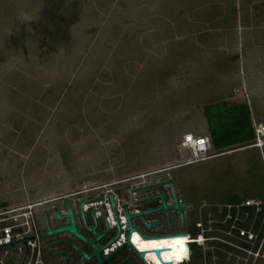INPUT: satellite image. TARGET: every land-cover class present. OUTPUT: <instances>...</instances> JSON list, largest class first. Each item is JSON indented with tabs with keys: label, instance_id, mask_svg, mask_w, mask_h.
Returning a JSON list of instances; mask_svg holds the SVG:
<instances>
[{
	"label": "rangeland",
	"instance_id": "1",
	"mask_svg": "<svg viewBox=\"0 0 264 264\" xmlns=\"http://www.w3.org/2000/svg\"><path fill=\"white\" fill-rule=\"evenodd\" d=\"M217 104L235 132L249 110L255 138L217 148ZM259 124L264 0H0V212L40 204V226L47 210L56 228L59 197L162 181L189 208L184 226L162 213L155 234L189 233L211 206L264 201ZM188 134L210 140L209 159L192 163ZM194 248L185 264H264V247L248 263Z\"/></svg>",
	"mask_w": 264,
	"mask_h": 264
},
{
	"label": "flooded vegetation",
	"instance_id": "2",
	"mask_svg": "<svg viewBox=\"0 0 264 264\" xmlns=\"http://www.w3.org/2000/svg\"><path fill=\"white\" fill-rule=\"evenodd\" d=\"M163 183L162 181H157L151 184L137 186L132 189L131 196L128 195L124 199L119 198L112 192H107L106 195L84 196L81 195L82 193H79L73 196L57 198L56 201H60V206L53 205L51 208L52 218L57 222L64 221V223L61 226L53 228L47 210H45L42 216L43 222H45L44 229L47 230L49 226L50 229L54 230L71 224V219L67 217L69 213L67 202H69L73 211L75 226L80 236L72 232L64 231L45 237V240L46 238L54 237L55 240L47 246L49 248L55 246L58 249L57 252L48 255L52 263L143 264V257L138 254L135 244L141 250L153 253L152 258L155 264H162L154 252L156 249L163 250L162 256L166 262L170 261L172 264L180 263L187 252V242L183 243L181 253L176 257L172 245L165 244L168 238H165L164 241L155 239L146 240L142 238L146 235L155 234L156 230L161 228L162 224L160 219L162 213L168 215L170 226L172 224V213L175 211L179 212L174 208L176 200L179 202L175 193H172L168 197L159 191ZM146 190H154V192L147 194ZM74 196L75 198H73ZM170 197L172 201H170ZM52 202H55V199L47 201L45 204ZM164 202L172 207L170 213L162 209ZM112 203L115 204V207H113ZM61 206L64 209H59ZM55 211H58L61 216L60 220L56 218ZM127 215L131 216L130 224ZM153 222H158L160 227L149 228L147 226L148 223ZM130 226L136 229L132 234H130ZM65 234L68 237L70 236L72 240H70L71 238L66 239ZM127 240H130L132 246L126 245Z\"/></svg>",
	"mask_w": 264,
	"mask_h": 264
},
{
	"label": "built area",
	"instance_id": "3",
	"mask_svg": "<svg viewBox=\"0 0 264 264\" xmlns=\"http://www.w3.org/2000/svg\"><path fill=\"white\" fill-rule=\"evenodd\" d=\"M183 144L188 147L193 156L192 163L202 162L210 158L208 150L211 144L208 138L188 134L184 137ZM254 146L259 149L264 148V124L256 126ZM39 205L30 204L21 208L8 207L0 212V245L25 239L24 236L26 238L35 237L27 242V254L26 244L23 241L17 242L15 249L11 244L3 246L0 250V264H53L50 256L45 252L46 240L42 233L46 230L40 226L42 222L39 221L38 215L34 211ZM180 205H182L181 202ZM188 211L191 210L188 209ZM204 213L203 216L200 214V219L193 222L196 234L189 233L186 235L189 240L187 242L188 257L182 264L191 261L194 246H199L205 252L212 251V254L220 250L224 256L222 258L224 261L229 258L226 254L234 255L235 258L245 260L246 263L250 260L256 262L261 257L264 247V201L248 198L241 202L211 206V209H205ZM260 218V224L257 225ZM179 219L184 226L185 219L184 224L181 217ZM172 225L173 223L170 227ZM164 236L166 238L167 235L152 234L142 238L146 240L153 238L161 241ZM135 247L138 254L145 253L142 263L151 264L147 258V252L140 250L136 244ZM159 251L161 252V250ZM162 254L163 252L159 257L156 253L161 263L165 264L166 260ZM210 254L207 258L211 256Z\"/></svg>",
	"mask_w": 264,
	"mask_h": 264
},
{
	"label": "trees",
	"instance_id": "4",
	"mask_svg": "<svg viewBox=\"0 0 264 264\" xmlns=\"http://www.w3.org/2000/svg\"><path fill=\"white\" fill-rule=\"evenodd\" d=\"M224 104V103H223ZM223 104H217L214 106H211L207 108L206 114L211 124V131L213 135V141L217 148H224L228 146L231 143H241L247 140H252L255 138L254 130L252 128V122L249 110L246 112V119L240 122L239 130L236 132L234 129L229 127V125H226V122L224 121L223 114L221 112L222 105ZM246 107V106H245ZM247 108V107H246ZM248 109V108H247ZM216 115V116H215ZM222 115V117H221ZM215 116V118H213ZM216 125H215V121ZM218 122V123H217ZM236 133V134H235ZM238 133H240V136H238ZM242 200L233 201L231 203L241 202ZM261 218L258 221V224H260ZM192 234H196V230L194 229V223L190 226V232ZM188 233V234H189ZM198 254H200L199 250L197 248H193V257L192 258H198ZM201 258V254L200 257ZM198 258V260H199ZM192 262V261H191Z\"/></svg>",
	"mask_w": 264,
	"mask_h": 264
},
{
	"label": "water",
	"instance_id": "5",
	"mask_svg": "<svg viewBox=\"0 0 264 264\" xmlns=\"http://www.w3.org/2000/svg\"><path fill=\"white\" fill-rule=\"evenodd\" d=\"M168 182H169L170 184H172L171 181H168ZM164 183H167V182H164ZM67 204H68V210H69V213H68V216H67V217H69V218L71 219V224L68 225V226H66V227L58 228V229H54V230L50 229L49 226H48L47 230H46L45 232L42 233V236H43V237H47V236L54 235V234H57V233H60V232H64V231L72 232V233H74V234L80 236L79 233L77 232V229H76V226H75L74 215H73V211H72V208H71V206H70V203L67 202ZM112 205H113V207H115V204H114V203H112ZM174 208L177 209V210L179 211V213H180V217H181V220H182V223L184 224V210L187 209V208H189V206H183V205H180L179 202L176 200V204H175ZM162 209H163V210H166L167 212L170 213V211L172 210V207L168 206V205L164 202V203H163V206H162ZM55 214H56V218H57L58 220H60V219H61V216L59 215L58 211H55ZM141 216H143V214H141ZM127 219H128L129 224H130L131 216H130V215H127ZM147 226H148L149 228H159V227H160V224H159L158 222H153V223H148ZM135 230H136L135 228H133V227L130 226V234H132ZM24 237H25V239L18 240V241H14V242L7 243V244H3V245H0V250L2 249L3 246L10 245V244L13 245V246H14V249H15V244H16L17 242H21V241H23V242L26 244V254H27V242H28L29 239H32V238H35V237H34V236H33V237H29V238H26V236H24ZM126 245H127V246H132L130 240H127ZM156 253H157V255L160 257L161 252H160L159 250H157ZM13 254H14V252H13ZM139 254H140L141 257H144V255H145L144 252H141V253H139ZM12 256H13V255H12ZM65 256H66L67 258H69L67 255H65ZM25 258H26V256H25ZM86 259H88V257H86ZM10 260H11V259H10ZM10 260H9V261H10ZM24 261H25V259H24ZM23 263H24V262H23ZM6 264H7V263H6ZM165 264H171V263H170V262H166Z\"/></svg>",
	"mask_w": 264,
	"mask_h": 264
},
{
	"label": "bare ground",
	"instance_id": "6",
	"mask_svg": "<svg viewBox=\"0 0 264 264\" xmlns=\"http://www.w3.org/2000/svg\"><path fill=\"white\" fill-rule=\"evenodd\" d=\"M183 145V144H182ZM184 147H186L185 145H183ZM113 221V220H112ZM115 221V220H114ZM188 233H186V234H179V235H177V236H174V235H167L166 236V238H168V239H166V241H165V244H171L172 245V248H173V251H174V254H175V256L177 257V256H179L180 255V253H181V248L183 247V243H185V242H188L189 240H188V237L186 236ZM184 235V236H183ZM170 237H172V238H170ZM153 238H149V239H147V240H152ZM165 240V236L164 237H162V240L161 241H164ZM168 240V241H167ZM133 242H134V240H133ZM145 246H147V245H145ZM186 246H187V252H186V254H185V256H184V258L182 259V261L181 262H184V260H185V258H187L188 257V245H187V243H186ZM139 248V247H138ZM140 249V248H139ZM141 250V249H140ZM156 250H161V252L163 251L162 249H156ZM156 250L154 251L155 252V254H156ZM152 256H153V253H151V252H147V258L148 259H150V258H152ZM163 257V256H162ZM158 258V257H157ZM159 259V258H158ZM167 262H170V261H167ZM171 263V262H170ZM172 264V263H171ZM178 264H180V263H178Z\"/></svg>",
	"mask_w": 264,
	"mask_h": 264
}]
</instances>
